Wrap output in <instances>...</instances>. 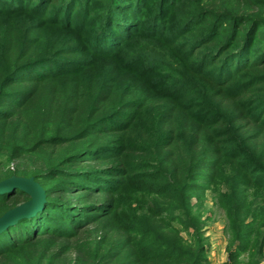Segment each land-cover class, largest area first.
Returning a JSON list of instances; mask_svg holds the SVG:
<instances>
[{
    "label": "trees",
    "instance_id": "obj_1",
    "mask_svg": "<svg viewBox=\"0 0 264 264\" xmlns=\"http://www.w3.org/2000/svg\"><path fill=\"white\" fill-rule=\"evenodd\" d=\"M13 176L46 202L0 264H210L208 192L230 264L264 263V0H0ZM29 200L0 195V217Z\"/></svg>",
    "mask_w": 264,
    "mask_h": 264
},
{
    "label": "rangeland",
    "instance_id": "obj_2",
    "mask_svg": "<svg viewBox=\"0 0 264 264\" xmlns=\"http://www.w3.org/2000/svg\"><path fill=\"white\" fill-rule=\"evenodd\" d=\"M20 163V161L12 162L10 167H15ZM201 216L204 223L202 230L203 245L210 264H230L231 232L229 222L225 210L220 207L215 196L210 192L207 194ZM183 236L189 245H193V239L189 234L183 232ZM240 261V264H247V257H242Z\"/></svg>",
    "mask_w": 264,
    "mask_h": 264
},
{
    "label": "water",
    "instance_id": "obj_3",
    "mask_svg": "<svg viewBox=\"0 0 264 264\" xmlns=\"http://www.w3.org/2000/svg\"><path fill=\"white\" fill-rule=\"evenodd\" d=\"M20 190L30 200L7 211L0 217V233L16 225L20 220L31 218L41 211L46 202V192L34 178L10 177L0 182V195Z\"/></svg>",
    "mask_w": 264,
    "mask_h": 264
}]
</instances>
